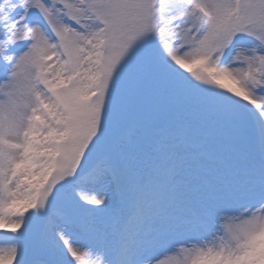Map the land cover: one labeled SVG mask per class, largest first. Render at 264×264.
I'll use <instances>...</instances> for the list:
<instances>
[{
  "label": "snow or ice",
  "instance_id": "1",
  "mask_svg": "<svg viewBox=\"0 0 264 264\" xmlns=\"http://www.w3.org/2000/svg\"><path fill=\"white\" fill-rule=\"evenodd\" d=\"M0 264H264V0H0Z\"/></svg>",
  "mask_w": 264,
  "mask_h": 264
}]
</instances>
